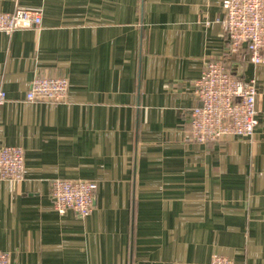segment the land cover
Returning a JSON list of instances; mask_svg holds the SVG:
<instances>
[{"label": "crops", "instance_id": "crops-1", "mask_svg": "<svg viewBox=\"0 0 264 264\" xmlns=\"http://www.w3.org/2000/svg\"><path fill=\"white\" fill-rule=\"evenodd\" d=\"M223 0H0L40 10L39 29L0 32V150L25 179H0V250L11 264H264V66L233 52ZM222 61L255 81L252 138L188 140L195 82ZM37 77L67 100L31 103ZM57 179L98 184L93 213L60 215Z\"/></svg>", "mask_w": 264, "mask_h": 264}, {"label": "built area", "instance_id": "built-area-1", "mask_svg": "<svg viewBox=\"0 0 264 264\" xmlns=\"http://www.w3.org/2000/svg\"><path fill=\"white\" fill-rule=\"evenodd\" d=\"M220 21L225 38L233 52L246 50L249 61L264 66V0H223ZM42 12L18 8L13 13H0V32L39 29ZM67 78L37 77L27 94L31 103H64L69 95ZM258 89L255 81L234 75L222 61L210 63L195 82L198 106L192 110L188 140L215 143L225 137L250 139L258 125L256 108ZM7 101L0 91V105ZM25 152L21 147L0 150V179L21 182L25 179ZM51 199L55 210L64 215L74 211L78 217L90 216L97 199L98 184L88 180L57 179L52 182ZM0 264H11V255L0 250ZM210 264H234L222 255H214Z\"/></svg>", "mask_w": 264, "mask_h": 264}]
</instances>
